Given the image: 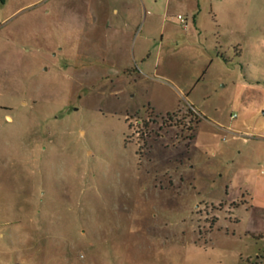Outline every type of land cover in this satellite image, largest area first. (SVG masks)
Listing matches in <instances>:
<instances>
[{
	"label": "rangeland",
	"instance_id": "374dc122",
	"mask_svg": "<svg viewBox=\"0 0 264 264\" xmlns=\"http://www.w3.org/2000/svg\"><path fill=\"white\" fill-rule=\"evenodd\" d=\"M0 264H264V0H0Z\"/></svg>",
	"mask_w": 264,
	"mask_h": 264
},
{
	"label": "crops",
	"instance_id": "0c3cea01",
	"mask_svg": "<svg viewBox=\"0 0 264 264\" xmlns=\"http://www.w3.org/2000/svg\"><path fill=\"white\" fill-rule=\"evenodd\" d=\"M142 1L145 3V2L150 1V0H147V1L146 0H142Z\"/></svg>",
	"mask_w": 264,
	"mask_h": 264
},
{
	"label": "trees",
	"instance_id": "16d2710c",
	"mask_svg": "<svg viewBox=\"0 0 264 264\" xmlns=\"http://www.w3.org/2000/svg\"><path fill=\"white\" fill-rule=\"evenodd\" d=\"M190 111H192V110H190ZM172 117V116H171Z\"/></svg>",
	"mask_w": 264,
	"mask_h": 264
},
{
	"label": "flooded vegetation",
	"instance_id": "af4514ba",
	"mask_svg": "<svg viewBox=\"0 0 264 264\" xmlns=\"http://www.w3.org/2000/svg\"><path fill=\"white\" fill-rule=\"evenodd\" d=\"M192 119H194V118H192Z\"/></svg>",
	"mask_w": 264,
	"mask_h": 264
}]
</instances>
